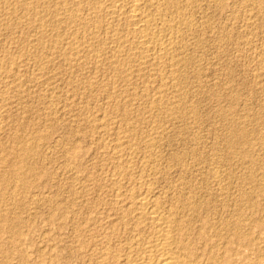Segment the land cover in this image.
Masks as SVG:
<instances>
[{
    "label": "rangeland",
    "instance_id": "1",
    "mask_svg": "<svg viewBox=\"0 0 264 264\" xmlns=\"http://www.w3.org/2000/svg\"><path fill=\"white\" fill-rule=\"evenodd\" d=\"M27 1L0 0V264H99L145 194L205 203V232L230 219L264 264V0H138L176 38L143 61L117 48L142 51L131 18Z\"/></svg>",
    "mask_w": 264,
    "mask_h": 264
},
{
    "label": "bare ground",
    "instance_id": "2",
    "mask_svg": "<svg viewBox=\"0 0 264 264\" xmlns=\"http://www.w3.org/2000/svg\"><path fill=\"white\" fill-rule=\"evenodd\" d=\"M36 1H39V0H29V2L27 1V3L24 4V6L27 5L26 7L29 6V9H30L31 8L30 5H33V3H35ZM22 3H24V2H22ZM86 9L89 10L90 12L93 11L94 12L93 14H99V13L104 12L105 15H107L109 17V21L111 24L115 23V25H116V23H119V21L122 18L124 19L125 17H129L134 21V24L136 27L134 26L135 27V36H134L132 43H134L137 46V48H140L142 51L139 53H136V51H133L132 48L124 47L126 45L123 46L122 44H120L119 47H117V48L121 49V53L126 55L125 57L133 58V59L136 58V59H138V61L139 60L140 61L147 60V59L152 58V57L154 59H163V58L169 59V58H171V56H172L171 54L173 51L172 47H174L173 44L175 43L173 39L175 37L172 38L168 35L163 36V34H161V32L155 30V28H154L156 25L154 23L155 19L151 18L152 16L149 18V16L144 15V9L138 0H73L72 6L69 7V9L67 10V11H70L69 13H71L70 14L71 16L69 17L68 22L71 24H77V26H79L78 27L79 29H80V26H82V28L92 26V27L98 29V24H100V21H97L99 23L94 22L95 24H92V25H90V23L86 24L85 22H82L83 21V19H82L83 15H81V14H82V11H84ZM62 10H66V9H62ZM42 11H43V9H42ZM60 12H58V13L60 14ZM150 12H151V10H150ZM11 16H13V15H11ZM125 19H127V18H125ZM20 21H18L19 25H20ZM15 26H16V24H15ZM159 29L161 30V28H159ZM73 34H74V32H73ZM74 35H78V33H75ZM40 37H41V35H40ZM79 37L80 36H78V38ZM74 38H75V36H74ZM44 39H45V36H44ZM93 39H95V38H93ZM95 40H97V38ZM111 42H113V41H111ZM121 42L123 43V41H121ZM128 43H129V41H128ZM62 44H63V42H62ZM41 46H43V45H41ZM119 49H117V50H119ZM75 51H76V49H75ZM70 58H72V57H70ZM154 61H156V60H154ZM117 63L119 65V67L123 68V64H124L123 62L118 61ZM1 69H2V67H1ZM121 71L123 72L124 70L121 69ZM175 91H177V90H175ZM162 100L163 99L161 97L159 99V101H162ZM161 104H164V103H161ZM129 114H130V112H129ZM146 150H147V148H146ZM117 156H119V155H117ZM118 175L119 174H117V176ZM116 179L117 178H115V180ZM121 182L118 181V183H121ZM115 183H117V182H115ZM116 194H118V193H116ZM134 196H133V198L136 202L133 203L130 207H128L124 212H121V214L123 213L122 221L125 223V226L129 230V232H128L129 238L126 241L125 246H123V249H122L121 245L113 246V243H111L107 239V241H108L107 245H105V248L103 247L104 248L103 251L101 248L102 252L100 251L101 253H99V256L97 258L99 264H249V261H250L249 257H247V256H240L239 257L238 253L236 254V252H235L234 245H236V244L240 243L243 246H245L246 248H249L248 246H250V242L248 241V239L247 240L245 238L242 239V235L240 233V230H241L240 226L235 224V222H232L230 219L226 220V221L224 220V222L220 223L221 226H219L215 223L214 224L208 223V226L210 228H212L213 232H214L216 226L221 227V230L215 231L214 232L215 234L212 236L208 235V233L205 232V203L196 201L195 199H185V201H183L184 202L183 207L185 210L188 211L187 214L184 212V210L183 211L180 210L177 212H175V211L173 212V210L172 211L166 210L165 212H163L161 206L158 204V202L155 199L151 198V196L149 197L146 194L138 196V197H136V196L134 197ZM129 198H131V197H129ZM133 198H131V199H133ZM120 221H121V219H120ZM120 223H122V222H120ZM110 232H109V234H110ZM112 232H111V234L118 237L119 233H118V230L116 228H114ZM113 235H112V237H113ZM110 240H111V238H110ZM218 241H219V243H218ZM120 243H122V242L120 241ZM115 245H117V244H115ZM120 247H121V249H120ZM242 252H243V250H242ZM251 261H253V259ZM252 263H254V262H252ZM254 264H256V262Z\"/></svg>",
    "mask_w": 264,
    "mask_h": 264
}]
</instances>
